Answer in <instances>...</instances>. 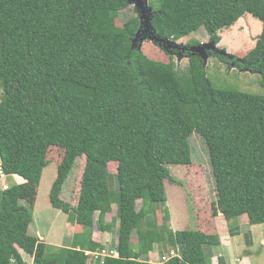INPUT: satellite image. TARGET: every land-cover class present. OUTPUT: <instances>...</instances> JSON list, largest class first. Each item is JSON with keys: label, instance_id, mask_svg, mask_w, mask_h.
I'll use <instances>...</instances> for the list:
<instances>
[{"label": "trees", "instance_id": "16d2710c", "mask_svg": "<svg viewBox=\"0 0 264 264\" xmlns=\"http://www.w3.org/2000/svg\"><path fill=\"white\" fill-rule=\"evenodd\" d=\"M149 4L156 35L174 42L204 28L219 45L223 29L247 14L259 19L262 33L244 58L214 51L210 55L260 73L264 86V0ZM129 5V0H0V85L9 90L0 101V169L25 180L0 189V264H28L23 253L33 258L32 264L58 263L47 256L46 242L29 233L51 147L65 153L50 201L82 227L74 246L62 248L64 264H102L90 263L87 252L103 248L92 239L96 214L103 217L115 203L117 214L101 231L117 229L118 256L103 264H157L142 257L161 240L160 233L139 228L156 215L150 204L164 210L166 181L182 184L171 165L185 166L189 196L195 208L206 212L201 203L207 193L194 171L200 166L193 168L195 134L208 148L216 186L211 215L227 221L246 215L251 224H264V96L214 89L207 78L208 63L190 51L191 44L165 47L154 42L188 58L184 69L173 56L168 63L149 58L136 39L140 14L122 27L116 22ZM27 85L40 87L45 95L38 110L22 103L21 90ZM82 156L86 165L75 206L61 196ZM112 162L117 163L116 173L110 171ZM169 219L168 212L163 217L165 239L182 250L164 264H208L203 247L218 245L219 236L194 229L171 231ZM136 231L138 239L133 238Z\"/></svg>", "mask_w": 264, "mask_h": 264}, {"label": "rangeland", "instance_id": "374dc122", "mask_svg": "<svg viewBox=\"0 0 264 264\" xmlns=\"http://www.w3.org/2000/svg\"><path fill=\"white\" fill-rule=\"evenodd\" d=\"M137 11L135 6L130 4L129 7L120 13L119 18L116 20L118 26H123L125 21L133 16H136ZM263 24L256 17L247 14L240 22L234 25L230 32L220 31L224 34L225 43L222 46H218L219 49L225 50L232 56L244 58L256 45V37L262 33ZM228 30V29H227ZM232 30V31H231ZM223 37V35H222ZM148 39V40H147ZM145 38L143 44H141L142 51L151 59L162 61L168 63L171 56L174 57L177 66L180 69H184L188 63V58H183L177 56V54L171 51L164 50L158 47L154 42L150 41L149 38ZM210 37L204 28L196 34H193L187 38L181 39L177 43L184 47L188 44L195 45L197 42L200 44H205L210 42ZM211 57V55H210ZM207 78L211 82L214 89L217 90H231L240 91L250 94L263 95L264 96V86L262 84L263 76L260 73H252L249 71H242L237 67H231L229 64L219 60L216 57H211L209 59L208 65L206 67ZM13 91V89H10ZM9 91L5 86L0 85V101H2L6 92ZM22 91L23 104L32 110H38L42 106L45 95L42 94L40 87L27 85ZM191 144L193 148V162L195 166L199 165L200 169H194L199 177V181L208 185V195L210 197L216 198V186L213 177L212 166L210 164V157L208 148L205 142L197 134L193 135L191 138ZM65 151L58 147H51L48 153V159L50 164L44 169L42 180L38 189V196L33 212V222L30 225L29 233L31 235H36L43 239L47 244L46 254L48 257L57 259V264H64V255L62 253V248L66 246V240L74 238L76 228L73 227V223L69 221L67 214L60 209L55 208L50 201V192L54 181L58 174V165L62 162ZM76 165L71 172L69 179L65 183L62 198L70 202L72 205H78V200L81 191V182L86 165V157H79L76 161ZM110 171L116 173L117 163L112 162L109 165ZM171 171L176 178L181 180V177L187 176V171L185 166L181 165H171ZM185 174V175H184ZM21 178V177H20ZM15 176H0V189H5V186H10L16 183H24L23 178L20 179ZM116 177H114V182ZM166 185L169 190L176 186L174 182L167 181ZM179 184V183H178ZM183 184V182H182ZM180 184V185H182ZM113 188V195L115 196L116 202H118V186ZM113 196V199H114ZM114 199V200H115ZM138 209L142 205V200L138 201ZM117 212V203L114 204ZM157 204H150L149 209L157 212L160 209L156 207ZM195 205L193 204L192 198H189V208L194 214ZM163 215L168 212L166 207L163 206ZM155 215V216H156ZM148 227V219H144L140 224V230H144ZM79 228H82L79 226ZM160 231V228L157 227ZM168 229H172L168 226ZM191 229L195 230L193 225ZM172 231V230H171ZM168 233V232H167ZM166 233V237L167 234ZM43 237V238H42ZM136 246L133 244L132 246ZM26 259L31 261L30 255L24 253ZM260 263L264 262V250L263 256L259 260ZM33 263V259L31 264Z\"/></svg>", "mask_w": 264, "mask_h": 264}, {"label": "crops", "instance_id": "0c3cea01", "mask_svg": "<svg viewBox=\"0 0 264 264\" xmlns=\"http://www.w3.org/2000/svg\"><path fill=\"white\" fill-rule=\"evenodd\" d=\"M240 20L238 22H240ZM233 28L234 26L228 30L223 29V31L230 32V29ZM222 35V41L219 46H222L225 43L224 34L221 32V36ZM15 177L20 178V176L17 175ZM180 177L183 182L182 185L175 183L176 186L171 188V190H169L167 186L168 184L166 185L167 202L165 207L168 209L170 215L167 227L170 226L172 228L171 230L176 232L191 229L194 225L195 230H201L209 234L218 235L220 238V243L218 245H206L203 247L204 256L208 264H264V262H259L263 256L264 250V224L253 225L251 224L249 217L246 215L231 221H227L221 216H212V202L216 201L217 197L213 198L208 195L207 192L209 187L206 185L205 179L204 189L206 190L207 197L203 199L201 205L206 212L202 213L201 209L194 207V214H192L189 208L190 196L186 187L188 173L186 177ZM23 182H25L24 179ZM166 183L168 182L166 181ZM156 207L159 209L162 208V206L158 207V205ZM157 212L160 213H157L156 216L150 215L148 217V227L142 231L147 232V229L149 228H154L159 231L157 229V227H159L161 240L154 243L152 250L147 255H143L142 259L149 260L157 264H164L170 260L173 252L178 253L182 250V248L180 246L174 247L173 245L167 243L165 239L166 229L163 222L164 215L161 210ZM116 214L115 205H113L112 211L106 213L103 217H101L100 212L96 214L97 223L93 229L92 239L93 241L99 242L103 245V248L115 249L117 245L118 236L116 228L109 231H101L103 226L108 225L112 221L113 216ZM198 215H201L203 219L199 218ZM67 217L69 216L67 215ZM73 227L76 228L75 236L82 232L78 225L73 224ZM138 233V231L134 233V239H138ZM75 236H73L74 238H70L65 241V243H67L65 246L66 248L74 246ZM164 257H167L168 260H164ZM24 259L28 264H31L33 258L31 257V261H29L24 256Z\"/></svg>", "mask_w": 264, "mask_h": 264}, {"label": "water", "instance_id": "95a60500", "mask_svg": "<svg viewBox=\"0 0 264 264\" xmlns=\"http://www.w3.org/2000/svg\"><path fill=\"white\" fill-rule=\"evenodd\" d=\"M129 2L130 4H133L136 7L140 14L142 27L137 32L136 39L139 38L142 41L141 44H143L145 38H149L153 42H160V44L164 45L165 47L166 45H180L177 42H174L169 39L165 40L156 35L154 27L152 26L153 8L150 6L149 0H129ZM136 39L134 43H136ZM190 51L193 52L194 55L201 56V58L205 60V65H207L210 58V54L213 51L233 57L225 50L219 49L217 44H215L213 41H210L205 44L194 45L190 48Z\"/></svg>", "mask_w": 264, "mask_h": 264}, {"label": "built area", "instance_id": "2783aa9c", "mask_svg": "<svg viewBox=\"0 0 264 264\" xmlns=\"http://www.w3.org/2000/svg\"><path fill=\"white\" fill-rule=\"evenodd\" d=\"M0 176H6L2 170L0 169ZM9 186H5V189H7ZM88 256H89V262L91 263L92 261H101L102 264L105 263V260L108 257H117L118 256V252L116 249H110V248H102L99 249L97 251H93V252H87ZM172 256H176L177 254L175 252H173L171 254ZM164 259H168L167 257H164Z\"/></svg>", "mask_w": 264, "mask_h": 264}, {"label": "clouds", "instance_id": "9594fccd", "mask_svg": "<svg viewBox=\"0 0 264 264\" xmlns=\"http://www.w3.org/2000/svg\"><path fill=\"white\" fill-rule=\"evenodd\" d=\"M6 176H7V175H6ZM14 176H16V175H14ZM175 253H176L177 255H176V256H172V255H171L170 259H171L172 257H177V256H180V254H181V251H180V252H178V253H177V252H175ZM164 260H165V259H164ZM166 260H168V259H166Z\"/></svg>", "mask_w": 264, "mask_h": 264}]
</instances>
